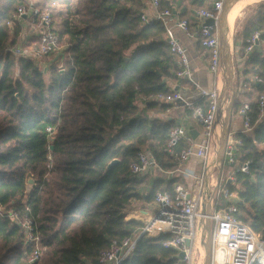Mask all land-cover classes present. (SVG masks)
<instances>
[{
	"label": "trees",
	"instance_id": "16d2710c",
	"mask_svg": "<svg viewBox=\"0 0 264 264\" xmlns=\"http://www.w3.org/2000/svg\"><path fill=\"white\" fill-rule=\"evenodd\" d=\"M28 2L0 0V206L37 223L43 252L35 264H99L102 252L142 227L126 219L133 202L148 205L158 191L174 193L176 178L134 175L131 165L146 149L164 170L176 167L163 149L177 125L146 111L170 108L154 97L171 93L167 80L180 67L163 23L142 22V0H37L35 6L49 9L59 22L61 44L70 47L62 64L44 71L7 51L20 45L22 28L13 16ZM173 5L160 0L161 9L175 13ZM257 32L264 38V3L252 10L234 42L247 50ZM249 62V81L258 84L253 79H264V57L254 53ZM196 105L207 109L209 102ZM243 105L234 103L237 111ZM249 107L254 136L236 137L242 140L238 159L250 161V174L236 173L228 186L243 200V221L264 240V122L259 101ZM221 206L218 197L214 208ZM169 238L143 236L123 264H177L175 251L164 247ZM34 250L20 228L0 215V264H27Z\"/></svg>",
	"mask_w": 264,
	"mask_h": 264
},
{
	"label": "built area",
	"instance_id": "2783aa9c",
	"mask_svg": "<svg viewBox=\"0 0 264 264\" xmlns=\"http://www.w3.org/2000/svg\"><path fill=\"white\" fill-rule=\"evenodd\" d=\"M142 1L145 5L142 22L145 24L161 22L166 28L165 38L180 67L176 74L178 78L190 77L191 69L186 50L176 36L174 28H178L187 36L199 37L202 46L210 52L211 73L218 72L223 52L220 27L229 0H214L210 8L199 10L196 14L198 23L195 29H192L187 20L179 19L173 10L161 9L160 0ZM24 18L30 20L39 42L33 47L18 45L7 51L18 58L32 59L40 64L44 71L48 68L44 62L53 54L63 51L60 60L64 61L70 47L61 44L52 14L48 10L36 7L35 4H27L19 6L13 16L14 23H20ZM209 19L213 20L212 25L206 24ZM259 40L260 33L257 32L248 40L247 52H251ZM253 82L264 84V79L255 77ZM207 95L211 98L207 109L196 104L185 105L190 113V119L202 124L203 134L200 140H194L182 125H177L169 134L163 152L175 160L174 169L164 170L152 152L146 149L139 152L138 161L131 165V172L134 175L159 174L170 180L184 173L183 167L192 159H196L201 164V173L199 176H193L194 188L176 184L173 195L158 191L154 201L141 212V215L146 217L142 227L137 229L133 236L114 242L109 250L102 252L99 264H123L132 256L138 241L143 236L157 239L162 235L170 236L164 247L175 251V257L179 260L177 264H204L205 253L198 247L196 238L199 232H203L207 223H211L213 229L210 264H264V240L243 221L240 209L243 200L238 193L230 191L228 186L234 181L233 177L236 173L250 174V161H239L238 152L242 140L228 133L224 157L225 162L234 167V171L225 179H218L214 175L215 169L221 165L217 160L215 148L218 147L220 151L222 138L214 135L219 117L220 93L213 91ZM154 99L162 104L172 105L181 100V96L179 92L159 93ZM249 109V104H244L239 110L244 121L245 135L254 129L248 115ZM258 111L260 118L263 117L264 94L259 98ZM47 130L52 132L50 128ZM183 143L187 145L181 148ZM218 197L222 201V206L215 210V200ZM11 202L15 203V198L11 199ZM0 208V215L17 225L26 241L35 246L27 262V264H35L43 252L37 223L33 218L21 215L15 209L5 211L2 206ZM186 240L191 241L189 248L186 246ZM181 252L185 253L183 260L179 257ZM198 255L201 260L196 262L195 257Z\"/></svg>",
	"mask_w": 264,
	"mask_h": 264
},
{
	"label": "crops",
	"instance_id": "0c3cea01",
	"mask_svg": "<svg viewBox=\"0 0 264 264\" xmlns=\"http://www.w3.org/2000/svg\"><path fill=\"white\" fill-rule=\"evenodd\" d=\"M174 3V8L176 9L175 15L182 20H187L192 27L195 29L197 25V12L201 9H205L203 6L194 5L191 6L189 1L183 0H171ZM213 1V0H212ZM243 2L249 0H241ZM177 2V3H176ZM183 2L181 5L178 3ZM237 3H240L237 2ZM210 8L212 6V2L208 5ZM197 7V8H196ZM187 8V9H186ZM234 13V12H233ZM179 14V16H178ZM233 16V15H232ZM231 15H228V20ZM238 16V15H237ZM235 16V19L236 17ZM30 20L24 18L20 22V26L22 28V32L20 34L19 41L21 42L20 45L24 46H35L39 42V38L37 33L32 29L28 31L31 25ZM172 25V23H171ZM174 32L178 39L180 40L181 44L186 50L187 56L190 62V69L191 75L190 77L185 78H178L176 75L175 77L167 80L168 87L171 89V93L179 92L177 88L180 90H196L201 89L206 95L203 97L205 102L211 101L209 95L213 91H218L220 93L219 101V117L216 121L215 133L216 137H221L222 141L224 135L226 134V126H228L229 134H232L236 137L238 134H245L243 133L244 130V121L243 117L239 114V111L235 109L234 103L239 105L243 104H251L254 102L259 101L260 93V84H253L252 81H249L253 75L252 65L249 62V58L252 54L258 53L264 57V38H261L259 42L254 46L251 52H247V50H243L241 47V41L237 40L234 42V36L230 41H227V45L224 47L222 52V59L220 69L216 74L211 73L210 71V64H211V55L210 52L205 49L199 37H190L180 31L178 28H174ZM233 34H231L232 36ZM63 56V51H60L56 54H53L49 57L44 63L45 66H52V65H60L64 61H61V57ZM202 100V99H201ZM141 102V101H139ZM140 104L142 109H146L144 102ZM159 108V107H158ZM147 115L150 118H157L163 121L166 120H173L176 125L184 126L191 134L194 132L196 138L194 140H200L203 134V127L200 122H196L190 119L189 112L185 106H181L178 102L174 103L170 106V108L166 110H151L146 111ZM259 122H264V116L260 118ZM254 130L252 132L247 133L246 135L254 136ZM186 144V143H183ZM264 147V145H262ZM222 155L221 149L218 150L217 153V160H220ZM228 165L225 162L224 157V164L223 166L218 167V179L225 177V170ZM231 168H234L231 166ZM183 172L177 175L176 183L181 184L187 188H194L195 180L193 176H199L201 173V164L198 160L192 159L183 167ZM153 176V175H152ZM162 176V175H161ZM164 177V176H163ZM212 193V192H211ZM147 207V204H145ZM149 205V204H148ZM142 207L139 210L132 211L127 217V220H138L145 221L146 217L141 215L142 211L146 208ZM140 220V221H139ZM140 222V223H142ZM201 236V232H199ZM198 240V236H197Z\"/></svg>",
	"mask_w": 264,
	"mask_h": 264
},
{
	"label": "rangeland",
	"instance_id": "374dc122",
	"mask_svg": "<svg viewBox=\"0 0 264 264\" xmlns=\"http://www.w3.org/2000/svg\"><path fill=\"white\" fill-rule=\"evenodd\" d=\"M209 2H207L205 5H203V7L204 8H208L209 6V3H211V1L212 0H208ZM234 2H236L235 0H232V2H231V4H230V6L234 3ZM35 3H37V0H29V2H28V4H35ZM264 3V0H250V1H246V2H243V1H240V3H235L234 5H232V7L230 8V11H229V15H233V17L235 18V16H237L236 17V19H235V21H234V32H233V36L236 34V32H238V31H240L241 30V28H242V24H243V22L247 19V18H249L250 17V14L252 13V10L254 9V8H256L258 5H260V4H263ZM48 4H50V5H52L51 7H56L57 9H60L61 7L60 6H58V4H55L53 1H49L48 2ZM195 4H192L191 6H194ZM229 6V7H230ZM197 8V7H196ZM48 10V12H50L51 13V11L49 10V9H47ZM234 12V13H233ZM29 25H31V24H29ZM55 28L57 29V30H59L60 29V27H59V22L58 21H56L55 22ZM33 29V27L32 26H30V28L28 29V31H30V30H32ZM34 30V29H33ZM233 36H232V38H233ZM21 43V42H20ZM63 46H66V45H63ZM140 104H143L142 102H140ZM142 109V108H141ZM218 150H219V148L217 147V148H215V154L217 155V153H218ZM217 171H218V168L217 169H215V171H214V175L216 176V177H218V173H217ZM232 171H234V168H231L230 166L229 167H227L226 168V170H225V177H228V176H230L231 175V172ZM159 176V174H155V175H153V177H155V178H157ZM225 177H224V179H225ZM160 178H163L162 176H160ZM233 178H235V176L233 177ZM164 179V178H163ZM165 180V179H164ZM234 180V179H233ZM234 182V181H233ZM232 182V183H233ZM31 184V183H30ZM34 184V182H32V184L31 185H33ZM241 187L239 186L238 187V189H240ZM236 193H238L237 191H236ZM239 194V193H238ZM11 197H12V199H13V197H14V195L11 193ZM15 201H16V197H15ZM5 207H6V205H3V209H5ZM142 207H146V205L144 204V203H142V202H138V201H135V202H133V204H131V206L128 208V211H127V216L133 211H136V210H139L140 208H142ZM131 220V219H130ZM136 221H138V220H136ZM140 221V220H139ZM140 222H142V221H140ZM207 227H208V231H207V228L205 227L204 229H203V232H201L202 234H201V236H200V234H198V240H197V244H198V247L202 250V252L203 253H205V260H204V264L206 263V256H207V253H206V245H207V243H208V236L210 237V239H211V243H212V236H213V229H212V224L210 223H207V225H206ZM199 257V255L198 256H196L195 257V259H196V262H197V260H201V259H199L198 258ZM183 264H186V263H183Z\"/></svg>",
	"mask_w": 264,
	"mask_h": 264
},
{
	"label": "water",
	"instance_id": "95a60500",
	"mask_svg": "<svg viewBox=\"0 0 264 264\" xmlns=\"http://www.w3.org/2000/svg\"><path fill=\"white\" fill-rule=\"evenodd\" d=\"M235 1H240V0H235ZM232 0H229L227 5H226V8L223 12V15H222V25L220 27V38H221V41H222V44H223V49L224 47L227 45V39L225 38V28H226V25H227V20H226V17H227V13H228V10H229V6L231 4ZM207 25H212L213 24V20L209 19L207 20L206 22ZM187 78V77H186ZM177 91H179L180 93V96H181V100L178 101V103L181 105V106H185L186 104H196L198 101H200L201 99H203L205 93L201 90V89H196V90H180L179 88H177ZM228 126H226V134L224 135V138H223V141H222V144H221V152H222V155L220 157V163L221 165L223 166L224 164V152H225V147H226V140H227V135H228ZM191 135L193 136V138L195 139L196 136L194 135V132H191ZM53 149V148H52ZM118 161L115 160L112 164H115L117 163ZM111 166V165H110ZM32 180L30 181V183L32 184ZM0 212H1V208H0ZM207 228V231H208V227L206 226ZM208 243L206 245V253H207V256H206V263L205 264H210V261H211V251H212V247H211V239L210 237L208 236ZM186 246L189 248L191 246V241L190 240H186ZM180 259L183 260L185 258V253L184 252H181L180 253Z\"/></svg>",
	"mask_w": 264,
	"mask_h": 264
},
{
	"label": "bare ground",
	"instance_id": "6f19581e",
	"mask_svg": "<svg viewBox=\"0 0 264 264\" xmlns=\"http://www.w3.org/2000/svg\"><path fill=\"white\" fill-rule=\"evenodd\" d=\"M237 2H239V1L234 2L232 5H234ZM232 5L229 7V10H228V13H227V17H226L227 25H226V28H225V38L227 39V41H230L232 39L233 35L231 36V34H233V32H234V21H235V18L232 16L228 20L229 11H230V8L232 7ZM196 240H197V238H196Z\"/></svg>",
	"mask_w": 264,
	"mask_h": 264
}]
</instances>
